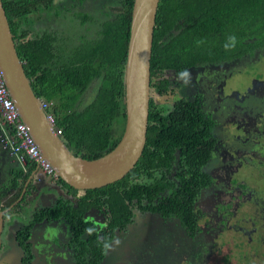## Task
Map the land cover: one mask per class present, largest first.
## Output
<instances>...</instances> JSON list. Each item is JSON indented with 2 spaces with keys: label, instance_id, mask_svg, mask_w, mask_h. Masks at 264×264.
<instances>
[{
  "label": "flooded vegetation",
  "instance_id": "1",
  "mask_svg": "<svg viewBox=\"0 0 264 264\" xmlns=\"http://www.w3.org/2000/svg\"><path fill=\"white\" fill-rule=\"evenodd\" d=\"M65 4L74 10L93 9V0ZM249 26L242 30L248 32ZM253 41L247 33L241 43L219 39L223 48L189 51L184 39L181 51L170 43L169 58L151 64L150 112L172 115L169 124H183L187 131L193 124L197 127L192 135L173 139L189 146L191 173L199 175L201 169V181L207 183L197 190L192 210L182 199L180 210H171L173 205L169 212L135 205L129 220L124 213L115 218V210L100 204L98 195L86 193L90 189L73 191L57 181L62 193L55 189L57 184H50L54 189L45 193L46 173L38 165L30 174L32 163L17 173L9 165L4 173L0 169V197H8L5 209L12 220L5 230L0 227V264H241L236 251L248 246L261 251L264 262V195L257 191L264 182L259 163L264 158V45ZM179 107L192 114L181 116ZM158 123L154 121L155 128ZM177 150L173 144L172 166L166 172L170 195L189 180L177 161L172 164ZM154 175L161 179L164 172L158 169L145 178L139 170L138 180L144 184ZM252 182L256 188L244 191L241 184L249 187ZM59 203L68 210L54 209ZM30 215L33 221L23 224Z\"/></svg>",
  "mask_w": 264,
  "mask_h": 264
},
{
  "label": "trees",
  "instance_id": "2",
  "mask_svg": "<svg viewBox=\"0 0 264 264\" xmlns=\"http://www.w3.org/2000/svg\"><path fill=\"white\" fill-rule=\"evenodd\" d=\"M66 1L3 0L18 53L35 93L52 102L49 112L55 115L70 149L77 155L95 158L118 144L126 125L125 70L134 0H93V8L101 9L108 17L95 38H87V42L82 38L70 50L54 30L56 20L80 18L83 23L89 11L77 7L74 10ZM248 22L250 30L246 32L242 27ZM247 33L254 38V44L264 45V0H160L152 64L157 58L163 62L169 58L170 43L175 51H181L184 39L189 42V51L217 50L223 40L241 43ZM174 34L178 36L173 38ZM95 85L94 96L82 105L83 96ZM178 113L181 116L192 114L181 107ZM171 117L155 115V109H151L146 147L137 166L121 180L85 191L98 195L100 204L115 210V218L124 213L129 220L135 205L143 210L164 212H169V206L173 205L171 210H180L182 199L189 203L190 211L197 190L207 184L201 181V169L197 166L199 175L191 173L193 160L186 156L189 146L173 140L182 139L184 134L192 135L197 127L193 124L194 128L187 131L183 124L170 125ZM155 120L160 123L159 128H155ZM173 144L179 150L172 164L177 161L180 173L189 180H183L170 195L166 172L172 166ZM34 167L32 163L28 174ZM158 169L164 172L161 179L154 175V182L150 179L140 184L139 170L145 178H151ZM52 178L77 191L62 178ZM68 208L59 203L54 209Z\"/></svg>",
  "mask_w": 264,
  "mask_h": 264
},
{
  "label": "water",
  "instance_id": "3",
  "mask_svg": "<svg viewBox=\"0 0 264 264\" xmlns=\"http://www.w3.org/2000/svg\"><path fill=\"white\" fill-rule=\"evenodd\" d=\"M159 4L160 0H134L125 70V129L118 144L109 152L86 158L70 149L48 119L47 111L41 104L42 98L35 93L26 73L4 2L0 0V66L11 95L44 157L54 166L57 177L75 189L101 188L123 179L144 153L149 128L151 64ZM7 149L0 136V156L9 152ZM11 154L8 157L15 159ZM9 162L15 173L23 171L18 161L17 165L13 159ZM61 188L57 184L55 189L62 193ZM48 236L53 238L51 232Z\"/></svg>",
  "mask_w": 264,
  "mask_h": 264
},
{
  "label": "built area",
  "instance_id": "4",
  "mask_svg": "<svg viewBox=\"0 0 264 264\" xmlns=\"http://www.w3.org/2000/svg\"><path fill=\"white\" fill-rule=\"evenodd\" d=\"M43 108L57 134L62 128L57 125L56 117L49 112L52 102L41 99ZM0 136L4 147L8 148L15 159L27 170L29 163L38 165L46 174L56 176L54 166L44 157L30 127L22 119L20 110L8 87L3 69L0 66Z\"/></svg>",
  "mask_w": 264,
  "mask_h": 264
},
{
  "label": "rangeland",
  "instance_id": "5",
  "mask_svg": "<svg viewBox=\"0 0 264 264\" xmlns=\"http://www.w3.org/2000/svg\"><path fill=\"white\" fill-rule=\"evenodd\" d=\"M98 4V3H97ZM93 7V6H92ZM89 17L87 19V22H81V19L78 18L77 20H67L65 18H59L56 21V27L59 31V35L63 38V44L65 45V47L70 50L73 49L74 46H76L77 44L80 43L81 39L83 38L84 42H87V38H95L97 32L102 28V24L103 21H105L108 17V15H106L105 13L101 12V9L99 8H93L90 9L89 11ZM83 35V37H82ZM263 65V64H261ZM246 89H242L239 91H245ZM96 91V85L95 87H90L89 90L85 93V95L83 96V100H82V105L86 104L89 102L90 99H92V97L94 96ZM257 131L254 132V134H256ZM254 134L251 135V138L254 137ZM253 146H255L254 148L256 150H259V147L256 146V144H254ZM260 153L263 155L264 151L263 149H261ZM251 160V159H250ZM260 163V167H264V158L261 159ZM245 169H240L238 168V172L242 173L245 172ZM54 182H53V181ZM45 181L46 184H57V181L54 180L52 178L51 175L46 174L45 176ZM256 184L254 182L250 183V186H244L243 184H241L243 190L245 191V189L247 188H256L255 186ZM238 189H240L239 185H238ZM258 193H260L261 195H264V182L258 183V188H257ZM82 192V191H81ZM84 192V191H83ZM239 193H241V189L238 190ZM253 192V191H250ZM29 214V212L27 213V215ZM26 215V216H27ZM238 216L240 214H237ZM243 215V214H241ZM31 221H33L32 216L30 215V218L27 219V217H25L22 220L23 224H29ZM11 230H9L7 232V236L5 237V242H7V239L9 238L8 234L10 233ZM204 248H208V245H204ZM259 251L258 253H256L254 251V249H251L250 246L245 247L243 250L241 251H236V256L240 258V263L241 264H264V262L262 261V255H260Z\"/></svg>",
  "mask_w": 264,
  "mask_h": 264
},
{
  "label": "crops",
  "instance_id": "6",
  "mask_svg": "<svg viewBox=\"0 0 264 264\" xmlns=\"http://www.w3.org/2000/svg\"><path fill=\"white\" fill-rule=\"evenodd\" d=\"M54 30H55V32H57L59 34V31H58L57 27H54ZM8 151L9 152L6 151L7 153H5L4 155L0 156V169L2 170L3 173L6 172L7 169H9V165L11 166V163L9 162V160H12L13 159L15 161V164L16 165L19 164L16 161L17 159H14L13 157H8V154H11V151L10 150H8ZM14 157H15V155H14ZM18 166H20V165H18ZM40 176H42V174ZM34 177H35L34 176V173L31 174L30 177H29V181H31L32 179H34ZM51 189L53 190L54 188H52V186H50V184H45L44 185L45 193L49 192ZM2 197H4V196H2ZM8 205H9L8 197H4V198H1L0 197V209H1V211H0L1 212L0 227H1V224L3 223V230H5L6 228H8V225L12 222V220L9 218V216L7 214V212L9 211V209H5V208H8L7 207Z\"/></svg>",
  "mask_w": 264,
  "mask_h": 264
},
{
  "label": "clouds",
  "instance_id": "7",
  "mask_svg": "<svg viewBox=\"0 0 264 264\" xmlns=\"http://www.w3.org/2000/svg\"><path fill=\"white\" fill-rule=\"evenodd\" d=\"M105 247H107V245H105Z\"/></svg>",
  "mask_w": 264,
  "mask_h": 264
}]
</instances>
